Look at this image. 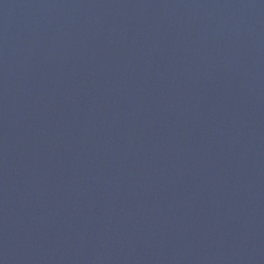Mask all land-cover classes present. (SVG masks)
<instances>
[{
    "label": "water",
    "instance_id": "obj_1",
    "mask_svg": "<svg viewBox=\"0 0 264 264\" xmlns=\"http://www.w3.org/2000/svg\"><path fill=\"white\" fill-rule=\"evenodd\" d=\"M0 264H264V0H0Z\"/></svg>",
    "mask_w": 264,
    "mask_h": 264
}]
</instances>
